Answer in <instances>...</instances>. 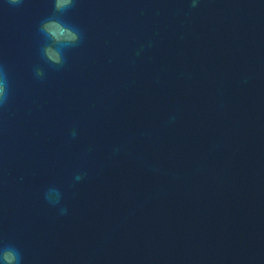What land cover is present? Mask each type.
I'll return each instance as SVG.
<instances>
[{
    "label": "clouds",
    "instance_id": "1",
    "mask_svg": "<svg viewBox=\"0 0 264 264\" xmlns=\"http://www.w3.org/2000/svg\"><path fill=\"white\" fill-rule=\"evenodd\" d=\"M10 5L19 6L23 0H7ZM192 7L197 6V0H191ZM75 0H53L54 14L41 21L38 31L47 41L41 48V55L45 62L59 70L66 63L65 52L68 49L78 47L83 40L82 31L75 25L66 23L61 17L64 13L74 7ZM59 14V15H57ZM34 75L37 79H42L45 72L42 68L36 67ZM11 90L7 71L0 66V108L5 107L10 100ZM75 136V131L72 132ZM75 180L82 179L81 175H76ZM61 194L55 188H50L45 193V199L50 204H58ZM67 209L61 208V214H65ZM22 255L20 250L13 244L0 247V262L2 264H21Z\"/></svg>",
    "mask_w": 264,
    "mask_h": 264
}]
</instances>
